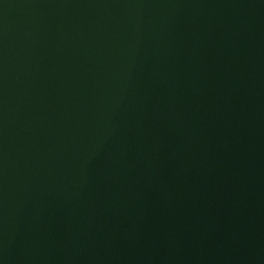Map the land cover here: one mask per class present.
Here are the masks:
<instances>
[{
  "label": "water",
  "instance_id": "water-1",
  "mask_svg": "<svg viewBox=\"0 0 264 264\" xmlns=\"http://www.w3.org/2000/svg\"><path fill=\"white\" fill-rule=\"evenodd\" d=\"M0 264H264V0H0Z\"/></svg>",
  "mask_w": 264,
  "mask_h": 264
}]
</instances>
